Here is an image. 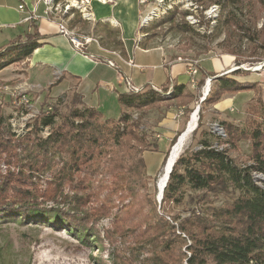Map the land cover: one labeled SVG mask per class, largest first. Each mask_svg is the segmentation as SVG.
<instances>
[{"label":"trees","instance_id":"obj_1","mask_svg":"<svg viewBox=\"0 0 264 264\" xmlns=\"http://www.w3.org/2000/svg\"><path fill=\"white\" fill-rule=\"evenodd\" d=\"M234 1L218 0L219 3ZM226 5L222 4L223 8ZM230 14L227 10L223 24L237 25L244 36L255 41L249 27ZM34 21L29 22L32 32L26 33L25 39L16 38L0 47V69L25 59L39 45L40 36ZM84 21L70 18L67 25L82 27ZM98 23L108 25L109 22L100 20ZM107 30L113 36L109 43L116 44L121 56L125 55L118 31ZM82 51L91 53L90 46L84 45ZM90 55L97 59L96 55ZM110 56L116 58L113 54ZM232 62L240 64L236 56ZM239 71L234 69L218 76L208 72V76H214L213 84L203 102L214 103L226 93L257 89L254 81H241L228 75ZM203 81L200 79L198 86ZM170 86L119 92L121 113L115 119L104 118L96 107L85 104L78 94H73L72 104L83 106H70L66 114L59 117V122L55 120V112L42 113L32 131L21 138L12 132L0 114V162L17 166V170L5 166L4 172L0 166V220L40 221L64 227L77 239L102 251L104 242L96 230L102 217L110 213V200L107 196L99 198V187L90 188L86 179L96 175L100 168L93 164L106 154L100 174L112 177L115 188L123 184L132 197L121 225H113V234L122 232L121 239L127 237L132 243L115 248L107 256L102 255L101 264H129L132 259H138L139 264H183L182 260L185 264H264V186L257 184L254 176L262 174L264 177L262 109L247 108L248 114L261 116H246L242 125L222 120L225 137L204 127L200 114L192 132L196 144L186 148L175 160L160 204L156 206L140 191L145 187L144 158L141 151L131 152L133 146L122 139L128 137L137 140L142 147L145 145L140 124L131 110L172 98L181 102H186L185 98L198 99L184 84ZM40 126L51 128L45 139L38 136ZM242 139L251 142L247 155L250 162L246 165L239 162L237 154ZM155 147L154 142L149 149ZM56 157L63 159L59 166ZM46 171L51 172V178L40 190V175ZM125 176L131 179L124 180ZM218 195H226L227 200L215 205L212 197ZM46 200L53 205H46ZM145 205L152 207L150 211L144 210ZM182 205L185 215L181 217L175 209ZM104 233L108 238L111 231L106 229Z\"/></svg>","mask_w":264,"mask_h":264},{"label":"rangeland","instance_id":"obj_2","mask_svg":"<svg viewBox=\"0 0 264 264\" xmlns=\"http://www.w3.org/2000/svg\"><path fill=\"white\" fill-rule=\"evenodd\" d=\"M38 1L39 0H35V2ZM53 1L54 4L58 3L61 7L60 11L54 12L56 15L55 19L58 20V18L61 17L64 22L68 23L70 18L74 20L78 18L84 19L78 8H83V4L88 10L94 13L95 5L99 4L98 2L102 4H111L115 0ZM129 2L130 3H127L125 0H122L121 4H142V6L145 7L141 12V19L144 15L149 13V11L152 12L154 7L159 8L156 15L147 23H143L142 26L140 25V27L143 28L149 25L147 28L148 32H150L149 36H154L152 39V43L154 44L150 45L162 43L163 47L166 49V56L168 59L179 58L184 63L192 62L197 65L199 71L201 64L208 68L210 67L209 64L212 63L211 61H214V63L218 65L221 64L222 54L224 59L230 57L229 55H233L232 58L236 56L240 62V64H234V68L238 67L241 70V72L236 75L239 77L246 76L248 73H245V69L252 68V72L254 73L251 75L250 79L254 80V82L256 81L255 86L257 88L232 94L226 93L227 95L223 94L230 98L229 100L231 102L221 110L222 108L218 109L219 107L213 106L217 101L214 103L203 102L213 84V80H210V84L206 86V88L208 87V91L202 94L207 78V76H205L200 86H198V81L200 79L194 86L192 93L197 96V100L185 98L184 100H186V102H181V100L172 98L140 110L130 111L132 112L133 118L138 119V124H140V135L145 140V145L142 147V144L137 140L128 137H124L122 140H126L128 144L133 146L131 152L137 154L141 151L146 168L143 179L145 187L142 190L140 189V191L146 194V197L149 198L153 204L155 203V205L158 206L160 202L158 201L157 181L163 171L164 163L169 158L172 147L185 130L191 114L197 107H199L197 115L200 116L201 114L202 116V125L210 131H213L215 123L221 125L222 120H232L234 123L242 125L246 120V116H251L252 118L258 117V115L261 116L260 114H248L247 108L248 110L251 109V111L253 108H260L264 111V0H235L234 3H219L218 0H163L161 3L160 0H146L144 3L141 2V0H129ZM150 4H152V6H149ZM160 4H162L161 7ZM213 4L218 6V11H209L210 6ZM222 4L228 5L223 8ZM197 6L202 7V9L197 8ZM227 10H230L234 18L240 19L246 27H249V33H252L253 36L256 37L255 41L249 40L244 36L243 30L237 25L223 24V19L227 14ZM203 12H205L204 21L201 20L204 19ZM139 16L140 12L137 17L138 21L140 20ZM93 17V20L84 19L86 20L84 21L85 24L82 27H77L74 34L77 37L90 36L102 49L108 51L107 54H113L118 58V55H121L119 48L116 44L109 43V40H112L113 36L107 33V28H112L114 30L118 28L111 26L110 23H108V25L99 24L100 18L96 19L94 14ZM194 20L199 23L193 24L192 22ZM143 30L144 29H142V31ZM3 45L4 44H0V47ZM133 48L134 40L132 38L127 46L130 55H133ZM135 50L137 51V49ZM119 60L122 59L120 58ZM150 61L152 62L153 59H150L149 62ZM229 64L228 66H230ZM7 66L6 69H4L5 67L0 69V114L5 117L7 126H10L12 132L19 138L26 136V132L32 131L34 123L37 122V119L42 113L51 114L52 111L55 112V114H57L55 120L59 122V117L65 115L69 108L76 105L80 107L83 106L80 104H72L73 94H77L74 91L76 90V87H74L75 84H70L69 86L63 85L62 83L52 84L51 82L42 83L40 85L33 82V84L28 82L27 78L18 75L22 68L21 64L19 65L17 62H14ZM141 76L143 75L141 74ZM51 81L55 82L54 79ZM172 84L173 83H171V85ZM115 85L116 89H118L116 94H111L107 90H99V94L97 93V97L100 99V107L98 110L103 117L115 119L120 116L121 105L118 101V93L119 91H123L126 85L124 82L120 84L115 82ZM169 87L171 86L169 85ZM223 95L220 98H222ZM165 96L170 95L165 93ZM170 106H174L173 112L176 111L175 113L179 110H183L182 131H179L172 138L166 155L159 161L157 166L152 169L148 166V163H153L154 157L152 155H147L145 151L150 150L149 146L154 143L155 139L159 138L157 132L153 130L156 119L161 118ZM217 128H221L224 133L222 126H216V130ZM50 131L51 128L49 126H40L38 136L45 139ZM195 144L196 139L192 137V132H190L180 154H182L186 148H191ZM250 145V140L242 139L239 141L237 154H239V162H242V164L246 165L250 162L247 156L250 152ZM108 146L109 144L105 148L108 149ZM107 156L108 155L104 154L96 159L93 166H99V173L97 172L95 173L96 175L86 179L90 188H95V186L99 187L97 189V196L99 198L102 199L104 196H107L110 200V213L102 217L97 224L96 230L99 237L104 242L103 250L98 251L95 247L92 248L90 244L77 239L64 227H54L40 221L33 222L6 219L0 220V264H101L100 259L102 255L107 256V254L115 248H123L126 244L132 243L131 239L127 237L121 239L119 234H122V232L120 231V233L115 231L113 234V225H121L119 223L121 222V218L125 216L123 213L132 202V197L128 195V190L125 189L123 184L121 187L115 188L113 187L112 177L100 174L102 172L103 160ZM59 157L55 158L57 166L61 165L63 160L62 157L61 159ZM0 166H2L3 172L5 166H11V170H17L16 165H9L3 160L0 162ZM119 173L123 174L124 172L120 171ZM50 176V171H46L44 174L40 175V190L43 189L44 183L51 178ZM254 176L256 177V183L264 186V177L262 174H254ZM127 179H131V177L125 176L124 180ZM212 198L213 204L215 205H220L223 201L227 200L226 195H218V197ZM45 202L48 206L53 205L49 200ZM99 202L101 201L99 200ZM183 207L184 205L178 206L175 209L179 212L181 217L185 215V212L182 211ZM150 208L152 207L145 205L144 210L150 211ZM115 216L119 217L115 219ZM166 218L169 219L168 216ZM106 229L111 231L108 238L105 237L106 234L104 233ZM119 229H121L120 226ZM125 255H128V252H126ZM128 263L139 264V261L138 259H132L128 261ZM182 263L185 264V260H182Z\"/></svg>","mask_w":264,"mask_h":264},{"label":"crops","instance_id":"obj_3","mask_svg":"<svg viewBox=\"0 0 264 264\" xmlns=\"http://www.w3.org/2000/svg\"><path fill=\"white\" fill-rule=\"evenodd\" d=\"M125 1L130 3L129 0ZM98 3L93 11L95 18L107 20L111 26L118 28L117 36L122 40L125 55H118V58L116 57L117 60L107 54L108 51L102 49L97 42L88 44L90 52L96 55L97 59L91 56L89 52L79 51L74 48L69 38L58 31L57 24L65 26L67 23L61 17L58 20L55 19V14H45L44 2H35V0H0V44H6L16 38L25 39L26 33L32 32V26L29 25L28 21H23V18L32 11L40 16L34 21L36 31L40 36L37 39L39 45L33 49L28 57L17 62L22 65L18 75L27 78L30 83L34 82L39 85L50 82L52 84L62 83L66 86L75 84L76 90L74 91L80 96L81 100L85 104L99 109L100 99L97 97L99 90H107L111 94H116L118 89H116L115 82L118 84L125 83L126 78L139 89L154 87L159 90L160 88L169 87L173 83L184 84L187 91L193 92L194 86L199 79H203L205 76L209 77L208 72L218 76L223 73H229L234 69L240 70L237 67L234 68L233 55H229L230 57L224 59L222 54L223 59L221 58V64L219 65L215 64L214 61H211L209 68L201 64L199 71L194 75V86H192L189 75L186 73L187 63L182 62L179 58L168 59L166 49L162 43L150 45L154 44L152 43L154 36H149L150 32L147 29L149 25L143 27L144 30L142 31V27L139 24L144 6L133 3L121 4L122 0H115L111 4ZM19 5H23V9H20ZM149 6H152V4ZM139 12L140 20L138 21ZM68 28L74 34L77 26ZM132 38L134 40V48L133 55H130L127 46ZM92 41L94 42L95 40L92 38ZM105 58L113 60L118 67L109 66L104 60ZM120 58L122 60H119ZM150 59H153L152 62L150 61L151 63L149 62ZM129 60L132 63L128 64ZM245 70V73L248 74L243 77L237 76V73L228 75L241 81H254L250 79L254 73L252 72L253 69ZM57 71L60 73L56 74ZM211 77L213 78L214 76ZM53 79L55 82L51 81ZM125 91L126 88L121 92ZM225 95L213 106L223 110L231 102L230 98ZM173 107L170 106L161 118L156 119V123L153 125V130L157 132L159 138L154 140L156 147L153 150L145 151L147 155L154 157L155 162L148 163V166L152 169L166 155L172 138L179 131H182L183 117H176V111L173 112ZM104 118L107 117L104 116Z\"/></svg>","mask_w":264,"mask_h":264},{"label":"bare ground","instance_id":"obj_4","mask_svg":"<svg viewBox=\"0 0 264 264\" xmlns=\"http://www.w3.org/2000/svg\"><path fill=\"white\" fill-rule=\"evenodd\" d=\"M104 2V1H103ZM105 3V2H104ZM67 7V6H66ZM83 8L81 7H78L80 9V13L82 15V17L86 20H92L93 19V15L90 14V13H87L85 11V7H84V4L82 6ZM173 7V6H171ZM61 7H60V4L58 3H55L54 4V1L53 0H47V10H60ZM64 9V8H63ZM170 9V8H169ZM210 12L211 11H218V6L213 4L210 6L209 8ZM159 8L158 7H154L152 9V12L149 11V13H147L146 15H144L140 21V25L142 26L143 23H147L151 18H153V16L156 15V13L158 12ZM190 20V19H189ZM198 20V19H197ZM114 21V20H113ZM193 24L194 23H199L198 21L196 22L195 20L192 22ZM61 27L63 29H65V32L67 33V36H70L72 38H75V39H82V38H85L86 36H83L82 38L80 37H76L73 32L71 30H68L66 28V26H64L63 24H60ZM199 27V26H198ZM130 91H138V90H130ZM207 90H205V92H207ZM196 121H197V114L195 113V111L191 114V117H190V120L185 128V130L182 132V134L179 136L177 142L174 144V146L172 147V150H171V153L169 155V158L165 161L164 163V166H163V171L157 181V193H158V196L160 195V191L162 189V186L164 184V181L166 179V175L168 173V170L171 166V163L177 159V157L179 156L183 146H184V143L187 139V136L189 135V133L192 131V129L194 128L195 124H196ZM216 134H223L222 132V129L221 128H217L216 130Z\"/></svg>","mask_w":264,"mask_h":264},{"label":"built area","instance_id":"obj_5","mask_svg":"<svg viewBox=\"0 0 264 264\" xmlns=\"http://www.w3.org/2000/svg\"><path fill=\"white\" fill-rule=\"evenodd\" d=\"M39 1H42V2L45 3L44 4L45 5V9H44V13L45 14H55L54 13L55 11H60L61 10V9L60 10H47V0H39ZM162 1L163 0H160V3ZM141 2L144 3V2H146V0H141ZM140 5H142V4H140ZM161 6H162V4H160V7ZM84 7H85V5H84ZM19 8L20 9H23V5H19ZM197 8L202 9V7H200V6H197ZM85 11L87 13L93 14L92 11H90V10L87 9V7H85ZM38 17H40V16L36 12L32 11V12H30L29 14H27L23 18V21L30 22L31 20H36ZM203 18L204 19H201V20L204 21L205 20V12H203ZM199 19H200V17H199ZM57 26H58V31L60 33H62L63 35L67 36V33L65 32V29H63L60 24H57ZM204 27L206 29L205 23H204ZM67 37L69 38V40H70L71 44L73 45V47L76 48V49H78L79 51H82V47L84 45H87L88 43H90L92 41V38L90 36H88V35L85 38H82V39H75V38H72L70 36H67ZM106 62H107V64L109 66L116 67L115 62L113 60L107 59ZM130 63H132L131 60L128 61V64H130ZM197 71H198L197 65L193 64L192 62L187 63L186 73L189 75V79H190V82H191V85L192 86H194V74H196ZM58 73H60V72L57 71L56 74H58ZM56 76H58V75H56ZM208 80H209V77L206 78V81H205V84H204V91L202 92V94H204L205 93V90L208 89V87L206 88V86H208L210 84V82L208 83ZM125 84H126V91H130V90H140L141 89V88L139 89L138 87L132 85L127 78L125 80ZM201 98H202V96H201ZM182 114H183V110H179L176 113V117H180V116H182ZM216 126H222V125L215 123L214 129L212 128L213 131H211V132H213L215 134H216ZM216 135H218L220 137H225V132L223 134H216ZM157 136H159V135L157 134Z\"/></svg>","mask_w":264,"mask_h":264},{"label":"water","instance_id":"obj_6","mask_svg":"<svg viewBox=\"0 0 264 264\" xmlns=\"http://www.w3.org/2000/svg\"><path fill=\"white\" fill-rule=\"evenodd\" d=\"M237 68H238V67H237ZM211 79H212V77L209 76L208 83H209V81H210ZM198 111H199V107H197V109L195 110V113L198 114ZM198 118H199V116L197 115V121H198ZM197 121H196V124H195L194 128L192 129V131L196 128V126H197ZM192 131H191V132H192ZM174 162H175V160L171 163V166H170V168H169V170H168V173H167V175H166V179H165L164 184H163V186H162V189H161V191H160V195L158 196V201H159V202L161 201L162 194H163V190H164V187H165V185H166V182H167V180H168V178H169V174H170V172H171V170H172V167H173Z\"/></svg>","mask_w":264,"mask_h":264}]
</instances>
